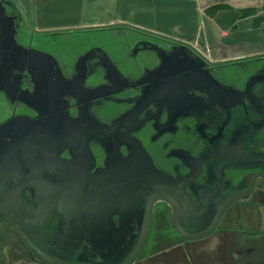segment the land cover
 I'll return each instance as SVG.
<instances>
[{"label":"flooded vegetation","instance_id":"obj_1","mask_svg":"<svg viewBox=\"0 0 264 264\" xmlns=\"http://www.w3.org/2000/svg\"><path fill=\"white\" fill-rule=\"evenodd\" d=\"M27 27L33 37L18 43L49 52L58 69L42 59L32 74L6 62L19 55L12 44L0 49L10 111L0 120V264H45L42 253L51 264H124L149 217L131 264L215 237L225 263L239 253L264 264V249L238 251L232 235L264 205V54L219 59L200 42L144 31L119 52L91 42L67 61L34 42L59 33ZM177 224L214 228L190 239Z\"/></svg>","mask_w":264,"mask_h":264},{"label":"crops","instance_id":"obj_2","mask_svg":"<svg viewBox=\"0 0 264 264\" xmlns=\"http://www.w3.org/2000/svg\"><path fill=\"white\" fill-rule=\"evenodd\" d=\"M18 2L34 31L51 36L59 33L58 38L64 37L61 36L64 32L92 33L116 27L119 35L130 41L144 38L146 36L144 31H147L171 36L180 42L188 43V40L200 42L206 45L205 49L209 47L208 52L212 56L219 59L264 54V48L244 52L221 50L224 41L233 45L234 41L226 38L239 36L242 29L245 32L241 37L248 39L243 41V44L248 42L249 46L264 45V0H18ZM209 12L214 14L210 15ZM220 22L223 26L219 25ZM257 38L263 40L256 43ZM237 43H240V40ZM258 210L260 214L258 212L257 216L248 212V217L243 215L240 219L245 226L243 231L248 227L249 232L254 234L243 232L237 226L232 232L237 241L238 251L255 252L260 247L264 249V205L256 207V211ZM259 220L260 228L251 225ZM218 244L215 237L208 245H197L192 251L188 250V255L185 250L179 249L169 252L168 257L171 259L184 254L185 264L186 261L187 264H228L218 256L220 249ZM240 257L241 254L234 253V264L245 263L240 261ZM153 262L165 263L161 260Z\"/></svg>","mask_w":264,"mask_h":264},{"label":"water","instance_id":"obj_3","mask_svg":"<svg viewBox=\"0 0 264 264\" xmlns=\"http://www.w3.org/2000/svg\"><path fill=\"white\" fill-rule=\"evenodd\" d=\"M10 10V13H9ZM12 12V13H11ZM16 12V13H14ZM22 17L23 20L26 22V25L29 27H32V24L30 23L26 13L24 10L21 8L18 0H0V49L3 47L5 43L12 44V46H8V49L12 47V50L15 52H18L19 55L17 56H6V62H13L17 61L19 62L18 64L21 66H24L23 70L25 68L29 69L31 73L33 74L34 71L38 74L42 72L43 68H46L45 65L43 64L44 62H49L53 66L55 65L57 67L56 60L50 53L41 51L38 49H34L31 47H25L22 44L18 43L16 39V34H18V27L21 24L17 23V20L19 19L18 17ZM183 43V42H182ZM184 44V43H183ZM7 55V53H5ZM43 59V63L42 60ZM0 61L3 62L5 61L4 56L0 53ZM49 68H52V66H49ZM242 197L240 194L239 196H235L232 198V201L235 198ZM236 198V199H237ZM231 201V202H232ZM177 222V220H175ZM151 228V218L149 217L146 222H145V233L143 236V241L141 245L133 252V254L129 257V259L124 263V264H131L139 255L141 252L142 248L144 247V244L147 240L149 231ZM177 230L178 232L186 238L190 239H199L203 238L205 236H208L209 234L212 233L214 225L206 232L204 233H197V234H188L184 229H182L178 224H177ZM45 264H51V261H55L53 258L47 256V254L42 253L40 256H38ZM64 264H72V263H64Z\"/></svg>","mask_w":264,"mask_h":264},{"label":"rangeland","instance_id":"obj_4","mask_svg":"<svg viewBox=\"0 0 264 264\" xmlns=\"http://www.w3.org/2000/svg\"><path fill=\"white\" fill-rule=\"evenodd\" d=\"M210 15L214 14V12H209ZM216 23V22H214ZM225 24V23H224ZM220 26H223V23L220 22L219 23ZM244 29L239 31V36L237 37H229L226 38L227 40H232L234 41V44H227L226 41H221L223 42V44H221V50L222 51H227V50H234L236 52L238 51H248L251 49H258V48H264V45H253V46H249L248 42L243 44V41H247L248 39H245L243 37H241L242 35H244ZM264 33V32H263ZM19 38L22 42H24L25 44L28 43L29 40H31V38L33 37L31 31L28 29L27 26L24 25V23L22 22L21 25L19 26ZM32 36V37H31ZM61 36H64L62 38H57L55 41V43L53 42L52 44L49 42L50 39L43 36V35H35L34 38V42L40 46H42V48H48L49 51L51 52H56L58 55L61 54L63 57V54H65L66 57V53L69 54L68 55V59L67 61H70V59L73 57L75 58L78 53H80L85 46H87L89 43L94 42V43H110L112 42L115 46V50H117V44L121 43L123 38V35H119V32L113 31V30H106V31H98V32H92V33H70V34H61ZM133 36V35H132ZM131 36V37H132ZM199 39V38H196ZM195 39V40H196ZM252 40H254L255 38H251ZM264 39V38H263ZM260 38H257V42L259 43L261 40ZM132 40V39H131ZM240 40V43H237V41ZM220 42V41H219ZM246 47H243L245 46ZM204 48L206 47V45H203ZM84 47V48H83ZM207 51H209V47L206 48ZM232 51V52H234ZM116 52H119L118 50ZM63 53V54H62ZM10 111L8 108V103L6 101V99H2L0 98V120L4 117H6L7 115H9ZM151 252V251H150ZM148 253V252H147ZM167 256H170V254H167ZM163 257V256H162ZM166 258V257H165ZM185 255H181L180 256H175L172 257L171 259L168 260L166 259H161L163 260L162 262H165L164 264H185ZM159 260V258H158ZM160 261V260H159ZM153 261H144V263L142 262V264H153ZM187 264V261H186Z\"/></svg>","mask_w":264,"mask_h":264}]
</instances>
